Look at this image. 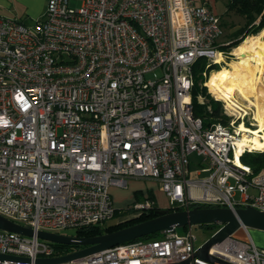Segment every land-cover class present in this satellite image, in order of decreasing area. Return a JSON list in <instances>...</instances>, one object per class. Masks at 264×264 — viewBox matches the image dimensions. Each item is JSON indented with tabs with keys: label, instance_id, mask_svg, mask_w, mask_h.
Segmentation results:
<instances>
[{
	"label": "built area",
	"instance_id": "built-area-1",
	"mask_svg": "<svg viewBox=\"0 0 264 264\" xmlns=\"http://www.w3.org/2000/svg\"><path fill=\"white\" fill-rule=\"evenodd\" d=\"M80 1L73 9L70 0H46L31 25L0 18V216L33 230H0V255L30 264L60 257L37 233L113 219L110 189L131 180L157 182L173 212L250 205L264 213V169L253 175L235 164L243 116L221 100L229 124L193 114L194 67L205 77L220 65V18L195 0ZM191 156L206 166L190 171ZM214 226L211 236L222 227ZM192 228L62 264H213L195 256ZM240 230L244 240L234 234L208 255L264 264L263 248Z\"/></svg>",
	"mask_w": 264,
	"mask_h": 264
},
{
	"label": "water",
	"instance_id": "water-1",
	"mask_svg": "<svg viewBox=\"0 0 264 264\" xmlns=\"http://www.w3.org/2000/svg\"><path fill=\"white\" fill-rule=\"evenodd\" d=\"M222 225L220 229L212 235L195 256L213 264H226L208 255V250L215 244L233 236L240 228L253 229L264 232V213L257 211L250 205L232 211L229 208L220 207H194L184 211L170 212L169 210H158L152 219L139 222L137 224L98 235L91 238L68 237L56 233L38 232L37 237L51 244L65 245L80 248L77 251L63 255L62 257L50 259H37L35 264H62L74 259L84 258L113 248L115 246L132 242L156 234H165L175 229H184L188 226ZM0 230L16 233L22 236L31 237L33 230L29 226H21L0 216ZM0 263L30 264V259L2 256ZM181 264H187L181 263Z\"/></svg>",
	"mask_w": 264,
	"mask_h": 264
},
{
	"label": "rangeland",
	"instance_id": "rangeland-1",
	"mask_svg": "<svg viewBox=\"0 0 264 264\" xmlns=\"http://www.w3.org/2000/svg\"><path fill=\"white\" fill-rule=\"evenodd\" d=\"M228 2L229 0H205V6H207L209 9H211V11L217 15L220 20H221V24L222 25V37H220V51L223 52L222 56H223V61L220 62V65L218 64L219 68H221L222 66L227 65L228 63H231L232 60H234V56L232 55L233 50L236 47H238L246 38L250 37V36H255V35H247L245 36L246 32L248 31L247 29L249 28V26H247V22H246V18L244 16H241L242 19H238L237 17H232L230 19L227 20V7H228ZM200 1H197V4H200ZM69 5L71 8L73 9H77L79 8L81 5V1L80 0H70ZM2 16H9L6 13H4L3 11L0 10V17ZM259 22V17L256 19L255 23ZM240 27V28H239ZM248 27V28H247ZM264 31V29L262 30ZM260 31V32H262ZM259 32V33H260ZM258 33V34H259ZM256 34V35H258ZM245 36V37H244ZM236 41H241L240 44L236 47H231L232 44ZM245 63H249L248 60L244 61ZM227 63V64H226ZM218 66L213 67V69L218 68ZM212 70V69H211ZM215 71L212 70L209 73H206V76L204 77L202 75L203 71H200L199 73L196 74V79H195V83L196 87H197V103L199 105H202L204 107V112L206 114L211 113L212 112V107H213V103L212 102H217L219 103V107L221 109V116L222 118L219 120L220 123L223 124H229L230 122V118H228L227 116H225V114H223V102H220L219 100H216V97L214 96V94L210 91V89H208L207 86V82L209 80V75H211V73ZM264 81H262V85H260L259 92H260V96L264 99ZM240 103L242 105H246L245 102L240 101ZM248 111V112H247ZM246 111V113H241L242 114V119H239L236 123H235V127H237V125L241 122H243V124L249 128H254L253 127V112L254 109L252 107H250V109H248ZM226 119H225V118ZM244 154V153H243ZM190 171L193 170H199L202 169L203 167H205L206 165L201 164V161L198 157L196 156H191L190 157ZM263 170V169H262ZM207 173L201 174V177H205L207 176ZM233 183V182H232ZM133 187V186H132ZM127 188V189H121V190H117L115 192H112V190L110 191V196L112 198V202L113 205L116 206V204H119V208L123 209L122 211L127 212L126 209H128V206L131 205H126L129 202H131L133 200V194H132V190L131 188ZM134 187L137 189L138 188V192L136 195V198L134 199L133 202H144L145 200H149V201H153L157 207V209H160V206H166L168 207L167 204V199L164 198L162 192H160V187L158 185L157 182L153 181V180H142V181H137L134 184ZM248 194L250 196H255L256 195V191L253 189H249ZM117 198V200H116ZM235 198L236 200L239 199V193L235 194ZM126 205V206H125ZM113 206V207H114ZM116 208V207H115ZM131 212V211H130ZM126 214V213H125ZM117 221L116 218H113L111 220H107L106 222L101 224V227H107L110 225L115 224ZM18 224L22 225V223L17 222ZM215 227V226H214ZM214 227H212V225H204V226H193V234L196 237V246L198 245H202L205 240H208L211 236V233L214 231ZM183 229H178V231H181ZM252 232V235H256V233H260L261 235H264V232L262 231H258V230H253V229H249ZM60 235H64V236H68V237H73V235H75L74 233L75 230L74 229H64L61 230V232H58ZM236 238L238 239H242L244 240L246 238V236L243 234V232H241L240 230L237 231V233H235L234 235ZM254 237V236H253ZM254 239V238H253ZM256 241V239H255ZM256 242H258V244H261L262 241L261 240H257ZM261 242V243H259Z\"/></svg>",
	"mask_w": 264,
	"mask_h": 264
},
{
	"label": "bare ground",
	"instance_id": "bare-ground-1",
	"mask_svg": "<svg viewBox=\"0 0 264 264\" xmlns=\"http://www.w3.org/2000/svg\"><path fill=\"white\" fill-rule=\"evenodd\" d=\"M232 50L235 59L219 71H213L207 86L216 99L224 101L234 113L244 114L250 107L254 109V128L243 123L237 125L239 136L235 141V164L241 165L239 160L243 152H264V99L259 92L262 88L259 86L264 81V31ZM245 60L249 63H245ZM222 61L223 57L218 56L217 62Z\"/></svg>",
	"mask_w": 264,
	"mask_h": 264
},
{
	"label": "trees",
	"instance_id": "trees-1",
	"mask_svg": "<svg viewBox=\"0 0 264 264\" xmlns=\"http://www.w3.org/2000/svg\"><path fill=\"white\" fill-rule=\"evenodd\" d=\"M228 11L233 12L236 15L244 16L246 18V24L249 26L247 29L245 36L251 34L256 35L260 31L264 29V0H229L228 2ZM259 17V22L254 24L256 19ZM244 36V37H245ZM253 36H250L246 38L244 41H247ZM243 41V42H244ZM241 41H236L232 44L231 47H236L240 44ZM219 66L215 71H219ZM203 70V67L199 66L197 64L194 67V78L196 79V74ZM194 79V83H195ZM192 90V109L193 114L195 117L201 118L205 125H209L211 123L219 121L221 116V109L219 107V103H213L212 112L206 114L204 112V107L202 105H199L197 101V87L196 84H193ZM225 118V117H224ZM226 119V118H225ZM240 164L246 165L250 167L252 174L255 175L259 172H261L262 169H264V152H245L240 157ZM157 207L155 206L153 209L149 211L142 212L138 215H134V213L130 212L129 209H126L127 212H124L122 210H116L114 214V218L117 219L116 223L107 227L102 228L101 225H95L90 227H85L81 229L75 230L76 233H74V236L77 237H84V238H91L98 235H102L105 233H110L134 224H137L139 222H143L149 219H152L155 217V213L158 211ZM170 212H173V210H169ZM126 213V214H125ZM214 227V225H212ZM216 227V226H215ZM214 227V228H215ZM184 231V230H181ZM159 235H151L145 238L141 239H153L158 237ZM52 246L55 247L57 253L59 255H67L69 253H72L74 251L79 250L78 247H72V246H65V245H56L53 244Z\"/></svg>",
	"mask_w": 264,
	"mask_h": 264
},
{
	"label": "crops",
	"instance_id": "crops-1",
	"mask_svg": "<svg viewBox=\"0 0 264 264\" xmlns=\"http://www.w3.org/2000/svg\"><path fill=\"white\" fill-rule=\"evenodd\" d=\"M195 1H196V3H197V1H200L201 2L200 4H203V5L205 4V0H195ZM45 8H46V0H0V10L3 11L4 13H6L7 15H10V17L9 16H2L0 18L15 19L19 22L26 24V25H31L34 20L38 19L44 13ZM226 15H227V20L232 18V17L233 18L237 17L238 19H240V18L242 19V17L240 15H236L233 12H229L228 8H227ZM136 182H137V180H131L129 182L128 188L133 186L131 188L132 194H133V200L126 205H131L134 203L133 201L137 195L136 192H138V188L136 189L134 187V184ZM111 190H112V192H115V191H117V190L119 191L121 189L111 188L110 191ZM163 196L166 199L164 194H163ZM116 200H117V198H116ZM114 207H116L115 208L116 210H123L124 209V208L120 209L119 204H116V206H114ZM128 207H130V206H128ZM167 208H168L167 205L166 206L164 205V206H160L159 210H162V209L166 210ZM249 235H250V238L255 242V244L258 247L263 248V250H264V235H261L260 233H256V235H252L251 230H249ZM255 239H256V241L258 239L261 240L262 243L259 242L261 244H258V242H256Z\"/></svg>",
	"mask_w": 264,
	"mask_h": 264
}]
</instances>
